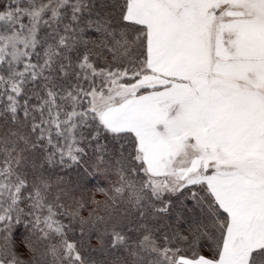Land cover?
<instances>
[{"label": "snow or ice", "instance_id": "snow-or-ice-1", "mask_svg": "<svg viewBox=\"0 0 264 264\" xmlns=\"http://www.w3.org/2000/svg\"><path fill=\"white\" fill-rule=\"evenodd\" d=\"M0 264H264V0H0Z\"/></svg>", "mask_w": 264, "mask_h": 264}, {"label": "trees", "instance_id": "trees-1", "mask_svg": "<svg viewBox=\"0 0 264 264\" xmlns=\"http://www.w3.org/2000/svg\"><path fill=\"white\" fill-rule=\"evenodd\" d=\"M81 169L73 168L71 172L69 173V176L71 177L73 183V191L77 198L81 196V194L84 195L86 199L91 201L92 199H95L97 201H104L105 196L104 194L99 191V189L104 188L108 189L110 187L109 181L106 180V178L101 174L92 175L90 174L87 179H83L81 177ZM53 181L56 179V175L53 174L52 177ZM87 212V209L85 210V214ZM114 259H120L122 260L123 257H115Z\"/></svg>", "mask_w": 264, "mask_h": 264}]
</instances>
